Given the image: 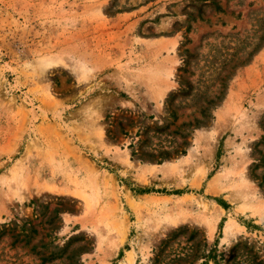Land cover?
I'll return each mask as SVG.
<instances>
[{
	"label": "rangeland",
	"instance_id": "374dc122",
	"mask_svg": "<svg viewBox=\"0 0 264 264\" xmlns=\"http://www.w3.org/2000/svg\"><path fill=\"white\" fill-rule=\"evenodd\" d=\"M129 260L264 264V0H0V264Z\"/></svg>",
	"mask_w": 264,
	"mask_h": 264
},
{
	"label": "bare ground",
	"instance_id": "6f19581e",
	"mask_svg": "<svg viewBox=\"0 0 264 264\" xmlns=\"http://www.w3.org/2000/svg\"><path fill=\"white\" fill-rule=\"evenodd\" d=\"M15 171H12V177H14L15 176ZM46 187V189H48V190H50V191H52V190H54V191H57V192H59V191H61L60 189H56V188H54V186L53 185H50V186H45ZM73 197H76V198H79V199H81L83 202H88L89 203V199H90V196H89V194L86 192V191H82V190H78V189H73V190H71L70 192H69ZM88 205V204H87ZM129 264H132V262H131V260H129Z\"/></svg>",
	"mask_w": 264,
	"mask_h": 264
},
{
	"label": "crops",
	"instance_id": "0c3cea01",
	"mask_svg": "<svg viewBox=\"0 0 264 264\" xmlns=\"http://www.w3.org/2000/svg\"><path fill=\"white\" fill-rule=\"evenodd\" d=\"M129 194H130V196L133 198V200L136 201V198L134 197L135 195H133V194L130 193V192H129ZM142 195H147V193H142Z\"/></svg>",
	"mask_w": 264,
	"mask_h": 264
},
{
	"label": "trees",
	"instance_id": "16d2710c",
	"mask_svg": "<svg viewBox=\"0 0 264 264\" xmlns=\"http://www.w3.org/2000/svg\"><path fill=\"white\" fill-rule=\"evenodd\" d=\"M146 191H144L143 193H145Z\"/></svg>",
	"mask_w": 264,
	"mask_h": 264
}]
</instances>
